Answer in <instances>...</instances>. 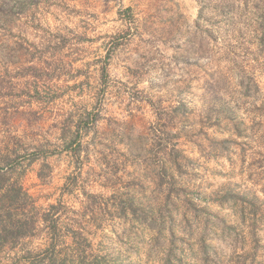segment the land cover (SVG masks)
<instances>
[{
	"label": "rangeland",
	"instance_id": "374dc122",
	"mask_svg": "<svg viewBox=\"0 0 264 264\" xmlns=\"http://www.w3.org/2000/svg\"><path fill=\"white\" fill-rule=\"evenodd\" d=\"M1 195L0 264H264V0H0Z\"/></svg>",
	"mask_w": 264,
	"mask_h": 264
},
{
	"label": "trees",
	"instance_id": "16d2710c",
	"mask_svg": "<svg viewBox=\"0 0 264 264\" xmlns=\"http://www.w3.org/2000/svg\"><path fill=\"white\" fill-rule=\"evenodd\" d=\"M21 190H22V188L19 187L17 191L20 192ZM13 198H14V197L12 196L11 199H13ZM2 199H3V196L1 195V196H0V202H1ZM0 205H1V204H0ZM0 213H1V212H0ZM0 218H1V217H0ZM9 218H10V220H11V216H10ZM0 222H2L1 219H0ZM12 224L15 225V226H17V227H20V228H21V225H22L20 219H16L15 221L12 222ZM17 237L21 239V238H24V235H23V234H20V235H18ZM0 254H1V252H0Z\"/></svg>",
	"mask_w": 264,
	"mask_h": 264
}]
</instances>
